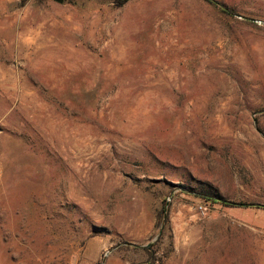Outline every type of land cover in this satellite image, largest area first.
<instances>
[{
	"label": "rangeland",
	"instance_id": "374dc122",
	"mask_svg": "<svg viewBox=\"0 0 264 264\" xmlns=\"http://www.w3.org/2000/svg\"><path fill=\"white\" fill-rule=\"evenodd\" d=\"M218 1L0 0V264H264V0Z\"/></svg>",
	"mask_w": 264,
	"mask_h": 264
},
{
	"label": "trees",
	"instance_id": "16d2710c",
	"mask_svg": "<svg viewBox=\"0 0 264 264\" xmlns=\"http://www.w3.org/2000/svg\"><path fill=\"white\" fill-rule=\"evenodd\" d=\"M209 2H211L212 4L220 7L223 11L225 12H228V13H233V10L227 6H225L224 4H222L220 1L218 0H207ZM242 204H245V203H242ZM168 211V209H167ZM165 213V212H164ZM165 220H167V214H166V217L164 218Z\"/></svg>",
	"mask_w": 264,
	"mask_h": 264
},
{
	"label": "water",
	"instance_id": "95a60500",
	"mask_svg": "<svg viewBox=\"0 0 264 264\" xmlns=\"http://www.w3.org/2000/svg\"><path fill=\"white\" fill-rule=\"evenodd\" d=\"M56 1L62 3L64 0H56ZM168 206H169V202H167V203H166V206H165V217H166V214H167Z\"/></svg>",
	"mask_w": 264,
	"mask_h": 264
}]
</instances>
